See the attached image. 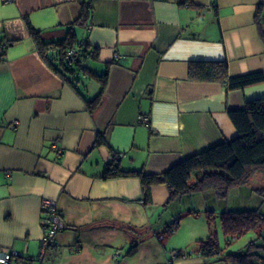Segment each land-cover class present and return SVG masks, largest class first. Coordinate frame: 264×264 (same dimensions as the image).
<instances>
[{"label": "crops", "instance_id": "0c3cea01", "mask_svg": "<svg viewBox=\"0 0 264 264\" xmlns=\"http://www.w3.org/2000/svg\"><path fill=\"white\" fill-rule=\"evenodd\" d=\"M192 2L199 7L187 0H92L88 25L77 31L97 49L85 66L98 74L108 67V74L98 105L89 110L40 55L26 24L45 41L62 38L79 14L78 1L0 0V42L9 43L0 61V246L40 264L42 201L48 199L57 202L66 228L47 250L45 264H60L66 248L78 264H233L220 245L219 253L203 256L198 241L211 233L217 238L212 223L225 209H242L239 200L231 207L228 200L258 173L225 197L214 193L217 201L199 208L197 193L169 200L167 186L154 184L151 202L143 204L138 177H103L115 154L118 170L157 174L232 139L237 132L227 111L264 96V82L228 89L223 82L188 77V62L199 59L226 60L230 76L264 69V37L254 22L264 0ZM85 87L92 99L101 83L87 78ZM98 134L105 143L95 144ZM194 181L192 174L189 183ZM205 210L212 212L211 223ZM201 216L209 227L203 237L195 228ZM177 217V227L163 236ZM185 220L194 226L186 224L185 232L196 242L195 256L168 243ZM224 237L226 243L237 238ZM134 241L136 252L129 253ZM173 249L181 255L170 259Z\"/></svg>", "mask_w": 264, "mask_h": 264}, {"label": "trees", "instance_id": "16d2710c", "mask_svg": "<svg viewBox=\"0 0 264 264\" xmlns=\"http://www.w3.org/2000/svg\"><path fill=\"white\" fill-rule=\"evenodd\" d=\"M79 3L78 16L68 25L64 37L45 41L26 20L29 35L33 38L36 48L47 64L60 74L83 97L89 110L95 108L101 98L106 83L108 67L101 74L87 68L85 62L94 59L97 49L91 48L84 38L79 39L77 29H85L92 14V0H77ZM192 7H199L187 0ZM264 3H257L254 22L261 37H264V27L261 22V10ZM9 44V43H7ZM78 49L82 58L76 59L72 65L66 61V54L71 49ZM5 50L0 53V61L4 59ZM188 77L197 81H218L227 85L228 89L244 88L245 86L264 82V69L247 73L228 74L226 60H190L188 62ZM93 78L101 83L99 92L87 99L84 95L85 79ZM229 118L236 129V135L214 146L184 158L168 169L157 174H147L142 170L121 171L116 162L109 165V171L104 178L113 176H136L143 190L145 204L151 202V187L154 184H165L169 190V200L183 195H193L213 189L218 197H225L228 191L237 186L245 185L255 173L264 175V96L256 97L245 102L244 108L229 109ZM100 134L95 144L105 143ZM119 155V154H115ZM114 155V156H115ZM113 156V157H114ZM114 159V158H113ZM114 167V170L111 167ZM195 181L189 183L191 175ZM189 214L194 210L186 211ZM208 223L212 222L210 210L204 211ZM220 226L223 234L229 237H239L247 231H255L264 227V214L258 209H225L220 212ZM178 217L165 228L164 235L172 232L178 225ZM132 231L135 232L133 229ZM200 253L212 256L221 251L216 236L211 233L205 240L198 241ZM258 248H264L256 241H250L243 250L237 253H227L225 259L233 264H264V255L258 254ZM136 241L132 242L129 253L136 252Z\"/></svg>", "mask_w": 264, "mask_h": 264}, {"label": "rangeland", "instance_id": "374dc122", "mask_svg": "<svg viewBox=\"0 0 264 264\" xmlns=\"http://www.w3.org/2000/svg\"><path fill=\"white\" fill-rule=\"evenodd\" d=\"M260 177V178H258ZM264 179V176H262L261 174H257L255 176V178L252 180V182H249V184L247 185V187H243L242 190H238L235 193V196L232 198V196L234 195V193L232 192L231 194V198H229V206H233V201L239 200L241 202L240 207L242 209H246V208H250V209H258L260 211L261 214H264V183L260 182L259 179ZM233 189V188H232ZM248 190V191H246ZM231 191V190H230ZM214 190L213 191H205L203 192H198L197 194H195L193 196V200H195V208H199V206H201L203 203L208 202L209 204L211 202L217 201V200H213L214 199ZM251 195V197L249 196V194ZM237 197V198H236ZM216 199V198H215ZM227 201V200H226ZM237 205V204H235ZM238 206V205H237ZM191 221V220H189ZM196 223V227L195 228H200V232L201 233L200 236H206L209 233V227L206 223V221L204 220L203 216H201L200 219L195 220ZM186 224H189V229L194 228L192 222H185L183 223V227L178 230V232L176 231L175 233H173L170 236V240L168 243H172V246H180L182 248H184L183 250L186 251V253H190V255L195 256V249L197 247L196 242L192 241L190 238V236L186 235L185 229H186ZM212 231L215 230L216 231V235H217V239L219 241V245L221 246V248L223 249L224 253H228V252H240L241 250H243L245 248V246L251 241L254 240L256 241L259 245H264V227L261 228V230L259 231V233L261 234V236L259 237L257 234V232L255 231H247L244 234H242L241 236L234 238L232 241H230V243H226V239L224 237V234L221 230V226L219 223V220L216 219L215 224L212 223L211 225ZM260 229V228H259ZM257 229V230H259ZM202 230V231H201ZM190 233V232H189ZM78 239V238H77ZM124 246L123 248H127L128 246L126 245H122ZM123 249V250H124ZM179 250V249H176ZM258 254H260L261 256L264 255V248H258ZM79 263V257H77L75 254L71 253L70 248H66V250H64L60 256V264H78ZM33 264V263H32Z\"/></svg>", "mask_w": 264, "mask_h": 264}, {"label": "built area", "instance_id": "2783aa9c", "mask_svg": "<svg viewBox=\"0 0 264 264\" xmlns=\"http://www.w3.org/2000/svg\"><path fill=\"white\" fill-rule=\"evenodd\" d=\"M3 3H13L15 0H2ZM8 44L5 41L0 42V53L7 48ZM82 58L78 49H71L66 54V61L69 65H72L76 59ZM140 120L144 124H148L149 118L147 116L140 117ZM15 124V123H14ZM56 151H60L56 143L52 146ZM120 155H115L114 162L119 159ZM114 170V167H111ZM141 203H144L143 198L140 199ZM42 227V236L40 238V248L37 259L40 260V264H45L42 261L47 250L54 245L56 235L66 228L65 222L62 217L61 210L56 201L44 199L42 201V217L40 219ZM159 240H162V235H157ZM121 250H117L114 254L115 259L120 255ZM170 259H174L181 255L180 250H170L167 252ZM0 264H32V258L22 256L13 247L0 246Z\"/></svg>", "mask_w": 264, "mask_h": 264}]
</instances>
